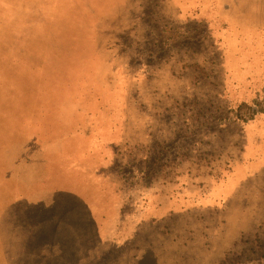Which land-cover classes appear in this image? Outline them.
<instances>
[{
	"label": "rangeland",
	"instance_id": "1",
	"mask_svg": "<svg viewBox=\"0 0 264 264\" xmlns=\"http://www.w3.org/2000/svg\"><path fill=\"white\" fill-rule=\"evenodd\" d=\"M0 1V264H264V0Z\"/></svg>",
	"mask_w": 264,
	"mask_h": 264
},
{
	"label": "bare ground",
	"instance_id": "2",
	"mask_svg": "<svg viewBox=\"0 0 264 264\" xmlns=\"http://www.w3.org/2000/svg\"><path fill=\"white\" fill-rule=\"evenodd\" d=\"M5 2H7L8 4H15L14 2H15V0H4ZM54 1V5L56 6V7H54L56 10H59V12L61 13V14H64V12H63V10L65 9V7H63L64 6V1L65 0H62L63 1V5H62V1H59V0H53ZM1 2V1H0ZM4 4V3H3Z\"/></svg>",
	"mask_w": 264,
	"mask_h": 264
},
{
	"label": "trees",
	"instance_id": "3",
	"mask_svg": "<svg viewBox=\"0 0 264 264\" xmlns=\"http://www.w3.org/2000/svg\"><path fill=\"white\" fill-rule=\"evenodd\" d=\"M258 112H260V113H263V110H261V111H258Z\"/></svg>",
	"mask_w": 264,
	"mask_h": 264
}]
</instances>
